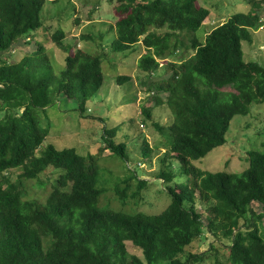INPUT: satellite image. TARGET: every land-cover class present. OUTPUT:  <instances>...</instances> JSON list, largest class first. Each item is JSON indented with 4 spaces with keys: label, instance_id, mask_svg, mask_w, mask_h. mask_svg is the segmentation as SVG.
<instances>
[{
    "label": "trees",
    "instance_id": "obj_1",
    "mask_svg": "<svg viewBox=\"0 0 264 264\" xmlns=\"http://www.w3.org/2000/svg\"><path fill=\"white\" fill-rule=\"evenodd\" d=\"M46 1L0 0V264H195L205 260L204 252L184 254L201 242L205 230L217 239L215 249L226 250L215 264H264V151L249 150V165L241 172L192 165L227 142L234 116L247 115L254 103L264 102V66L246 61L243 50V42H252L253 31L263 24V0H247L249 10L231 15L204 41L196 32L211 11L199 0H118L110 48L123 53L142 41L148 50L138 61L141 70L153 73L161 59L184 46L194 49L181 63L170 62L167 78L144 81L154 103L140 107L143 126L152 118V105L173 113L168 127L173 141L157 177L176 178L172 156L180 160L182 173L190 174L189 181L168 187L171 203L159 214L101 208L97 154L44 145L51 126L42 127L39 115L47 117L57 95L77 99L83 114L105 81L103 55L72 43L63 27L46 34ZM38 35L64 49L61 68L54 67ZM30 42L35 49L9 59L16 46ZM115 78L119 85L132 80L130 74ZM227 87L233 90L224 91ZM119 126L105 129L101 140L104 149L129 163L125 141H115ZM123 136L130 139L127 132ZM148 148L144 143V154ZM13 169L20 170L14 180ZM28 181L32 189L52 186L44 202L30 195ZM148 183L136 171L121 179L115 192L122 206L132 186L137 201ZM128 241L143 258L128 251Z\"/></svg>",
    "mask_w": 264,
    "mask_h": 264
},
{
    "label": "rangeland",
    "instance_id": "obj_2",
    "mask_svg": "<svg viewBox=\"0 0 264 264\" xmlns=\"http://www.w3.org/2000/svg\"><path fill=\"white\" fill-rule=\"evenodd\" d=\"M199 2L211 11L205 23L196 32L202 41L214 27L222 24L231 15L245 12L250 8L247 0H199ZM118 3V0L46 1L42 12L43 26L48 29L46 34L63 27L69 32L67 39H70L72 43L83 49H89L90 52L103 55L105 81L100 92L87 101L83 114L77 99L60 93L57 95L56 102L47 107V117L42 113L39 115L42 127L47 128V124L51 126L44 145L51 143L59 149L75 147L81 154H97L100 168L97 185L103 189L100 200L102 199L105 204V206L101 205V208L159 214L171 203L168 187L174 188L178 183L189 181L190 174L182 173L180 160L172 156L170 163L177 172L176 178L172 182H165L157 177L163 165L161 160L166 155L165 151L169 152L173 141L172 133L168 129L173 120V113L169 108L152 105V118L146 120L147 125L144 123L143 126L144 116L140 107L143 104L154 103L150 99V92L146 89L144 81L148 82L150 79L151 82V80L167 78L172 73L170 62L181 63L183 61L181 57L192 56L194 49L190 45L184 46V49L177 54L161 59L159 69L153 73L141 70L138 61L148 50L142 41L123 53L114 52L110 48L111 41L116 37L115 23L119 15L115 9ZM261 12L263 24L253 31L252 42H243V50L246 61L255 60L264 66V0ZM89 35L90 37L84 40L83 36ZM181 36L188 43V33L184 32ZM37 39L44 40L39 35ZM44 42L48 46L47 54L54 67L61 68L64 63V49L59 46L54 47L51 41L44 40ZM22 46H16L12 50V53L8 55L10 60H18L26 50L32 51L36 48L32 42ZM119 74H130L132 80L119 85L115 78ZM223 90H233V88L227 87ZM153 92L157 93L155 89ZM161 94L165 95L164 92ZM251 109L252 111L247 115L234 116L224 145L215 147L203 158L192 160V165L205 171L241 172L244 170L249 165L247 155L249 150L264 151V102L254 103ZM155 124H160L162 129H158ZM117 126L119 127L115 141L117 143L125 141L123 144L126 146L129 163L120 156L114 155L110 149H104V142L101 140L105 129L110 130ZM124 132L129 134L130 139L123 136ZM144 143L149 147L146 154L143 151ZM128 164L131 170L126 167ZM19 171V169H13L10 172L13 180L18 177ZM133 171H136L139 178H145L149 183L142 192V198L137 201L131 195L135 188L132 186L128 190L127 204L122 206L123 201L118 198L115 185H119L121 179L129 176ZM132 182L136 183L135 180ZM25 185L30 195L40 202H44L52 190L51 185L41 188L35 186L32 189L30 181ZM257 204L254 203L255 209L261 211V207ZM197 206L207 216V210L200 202ZM216 241L217 239L205 230L201 242L192 250L186 249L184 255L191 251L204 252L205 260L195 264H215L217 257L223 259L226 252L223 247L215 249ZM127 249L130 253L143 258L141 250L129 241Z\"/></svg>",
    "mask_w": 264,
    "mask_h": 264
}]
</instances>
